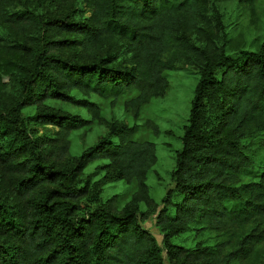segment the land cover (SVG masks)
I'll list each match as a JSON object with an SVG mask.
<instances>
[{"label": "trees", "instance_id": "1", "mask_svg": "<svg viewBox=\"0 0 264 264\" xmlns=\"http://www.w3.org/2000/svg\"><path fill=\"white\" fill-rule=\"evenodd\" d=\"M15 1L0 0V264H263L264 40L228 53L221 14L204 12L208 0H83L82 18ZM181 61L199 79L171 172L180 200L168 195L156 216L160 246L141 226L158 208L146 182L155 144L134 138L137 125L103 117L90 97L137 119ZM95 124L106 127L102 137L72 153L71 135ZM117 182L134 183L129 199L98 203ZM84 200L94 209L83 210ZM189 230L220 239L171 242Z\"/></svg>", "mask_w": 264, "mask_h": 264}, {"label": "rangeland", "instance_id": "2", "mask_svg": "<svg viewBox=\"0 0 264 264\" xmlns=\"http://www.w3.org/2000/svg\"><path fill=\"white\" fill-rule=\"evenodd\" d=\"M210 5L205 7L207 17L211 16L212 10L221 14L223 32L226 34L228 44L226 51L231 53L238 49L256 50L264 40V0H257L255 8L251 10L244 0H208ZM16 9L34 8L41 13L71 14L72 17H85L89 15L83 4V0H16ZM66 53H73L74 50H66ZM235 53V52H233ZM168 82V88L163 96L152 99L144 105L137 119H134L130 112H125L122 104L111 106L108 101L91 96L92 101L100 105V114L106 119H119L129 125H137V132L134 136L139 141H150L156 147V164L147 175V185L150 195L158 204L157 211L146 220L141 226L147 230L162 246V232L157 225V212L164 208V199L168 195L171 202L180 200L179 195L173 192L171 172L174 169L175 153L181 148L180 138L183 135V127L187 124L190 103L199 75L196 68L186 61L177 64L176 69L164 72ZM74 96L81 99L82 96L74 93ZM46 104L52 108L80 115L90 119L92 114L85 109L69 102L49 100ZM33 108H26L24 115L32 114ZM154 126L159 130L158 134L153 133ZM105 126L93 125L89 130L77 131L71 135V152L79 154L83 148L94 144L106 131ZM257 161L264 167V149L260 150ZM94 165L88 166L82 177L85 182L86 175L94 171ZM99 176L90 177V181H96ZM135 190V185L121 182L106 185L99 194V200L104 201L109 197L118 194L122 203L126 202ZM95 203L90 200L82 201L83 210H93ZM144 208V207H143ZM167 211L172 214L173 209L167 206ZM220 239L215 233L206 230H189L173 236L171 242L184 247H193L197 243L212 245ZM264 248V245L263 247ZM264 251V249H262ZM264 264V263H263Z\"/></svg>", "mask_w": 264, "mask_h": 264}]
</instances>
